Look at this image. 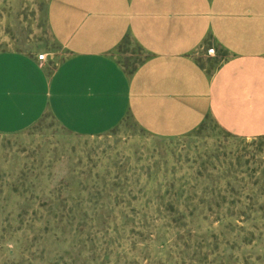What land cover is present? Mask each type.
<instances>
[{
    "label": "rangeland",
    "instance_id": "rangeland-1",
    "mask_svg": "<svg viewBox=\"0 0 264 264\" xmlns=\"http://www.w3.org/2000/svg\"><path fill=\"white\" fill-rule=\"evenodd\" d=\"M49 3L0 0V53L65 58ZM115 55L145 57L130 40ZM0 264H264V136L208 118L159 138L131 116L79 136L50 114L0 134Z\"/></svg>",
    "mask_w": 264,
    "mask_h": 264
},
{
    "label": "crops",
    "instance_id": "crops-1",
    "mask_svg": "<svg viewBox=\"0 0 264 264\" xmlns=\"http://www.w3.org/2000/svg\"><path fill=\"white\" fill-rule=\"evenodd\" d=\"M47 19L65 58L0 53V134L50 114L79 136L127 116L159 138L208 118L238 138L264 136V0H50ZM127 40L145 54L134 71L115 55Z\"/></svg>",
    "mask_w": 264,
    "mask_h": 264
},
{
    "label": "built area",
    "instance_id": "built-area-1",
    "mask_svg": "<svg viewBox=\"0 0 264 264\" xmlns=\"http://www.w3.org/2000/svg\"><path fill=\"white\" fill-rule=\"evenodd\" d=\"M208 54L214 56L216 54V50L214 48H211L208 50ZM47 57H48L47 55L41 54L38 56V60L45 62L47 60Z\"/></svg>",
    "mask_w": 264,
    "mask_h": 264
},
{
    "label": "trees",
    "instance_id": "trees-1",
    "mask_svg": "<svg viewBox=\"0 0 264 264\" xmlns=\"http://www.w3.org/2000/svg\"><path fill=\"white\" fill-rule=\"evenodd\" d=\"M138 64H139V63H138ZM135 69H136V67H135V68H133V69H132V71H134ZM228 134H229V135H232V134H230V133H228ZM232 136H233V135H232Z\"/></svg>",
    "mask_w": 264,
    "mask_h": 264
}]
</instances>
